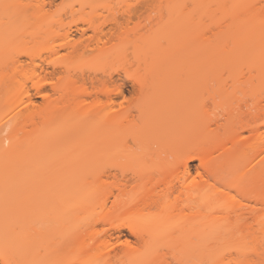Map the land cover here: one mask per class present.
Returning <instances> with one entry per match:
<instances>
[{"label": "bare ground", "instance_id": "obj_1", "mask_svg": "<svg viewBox=\"0 0 264 264\" xmlns=\"http://www.w3.org/2000/svg\"><path fill=\"white\" fill-rule=\"evenodd\" d=\"M8 1L0 3L2 12L9 7ZM39 1L40 10L43 8L44 12L55 2ZM234 5L235 16L240 19L234 26L237 36L235 54L245 57L246 63L226 70L233 74L230 87L223 85L222 77L208 78L205 83L219 87L207 97L180 95L176 106L167 112L169 114L162 118L159 116V123L151 121L152 111L168 100L174 86L173 81L164 83L160 79L172 76L174 71H179L178 68L155 61L144 66L111 68L110 71H102L99 77L97 73L76 71L71 64L73 58L51 60L50 57L65 49L78 60H84L93 53L104 58L113 53L110 48L131 43L132 36L139 37L143 32L150 35L153 27L148 24L151 21L147 23L150 19L137 4H129L123 10L116 9L112 17L99 21L93 15L79 18L72 15L73 19L66 23L63 18L56 20L60 28L56 37L60 42L46 47L43 51L45 57L50 56L48 60H42L53 69L44 68L42 80L32 86L37 91L35 97L44 99L38 110L16 68H12V72L4 70L12 55L11 50L7 48L1 52L0 81L4 83L9 79L18 85V90L10 94L7 101L12 100L14 105L25 107L26 113L22 117L30 128L25 130L23 138L15 140L18 143L11 141L4 134L6 131L0 130V186L17 179L5 175L8 168L15 163L19 165L20 160L22 164L15 166L22 167V170L33 166L35 159L40 160L35 168L39 174L47 175L40 179L44 190L42 199L37 197L40 201L36 199L34 204L39 210L43 209V213L40 211L42 226L33 233L25 232L20 227L22 223L17 222L18 218H15L18 219L17 224H12L14 220L11 225L4 219L5 208L1 205L5 202L2 203L0 197V210H4L0 211V237L11 236L9 244L0 245L2 264H49L52 260L55 261L53 264H98L102 260L101 264L105 258V264H113L111 259L120 257L119 254L112 256L110 252L115 245L121 243L126 248L132 245H129V240L127 244L120 241L125 231L143 243L193 242L192 239L204 238V233L217 239L263 242L260 248L254 247L250 252L240 251L234 262L264 264V0H234ZM243 17L250 21L244 23ZM80 23L88 24V27H79ZM26 54L31 59L36 55L33 51ZM208 70L217 75L223 68L212 66ZM33 77L29 79L32 81ZM50 88L51 94L48 93ZM62 118L69 120L70 132H90L89 144L79 147L80 150L94 160L111 161L110 168L84 167L77 177H59L60 165L50 160L59 138L54 134V145L48 148L43 143L45 132ZM153 124L159 128L150 129ZM182 135L184 137L178 141ZM185 137L190 139L188 146L181 145ZM33 141L37 142L35 152L27 147ZM168 155L175 159L174 168L182 176L168 179L162 175L169 168ZM124 158L129 162L128 168L113 165ZM195 160L199 164L193 174L190 162ZM62 179L94 182L97 193L88 197L93 209L90 208L92 218L87 219L89 222H81L83 225H80L78 220L77 225L66 226L69 216L64 218L63 215L64 219L60 220L66 221L65 227L59 224L62 221L58 219L61 215L57 217L55 212L54 191ZM162 185H167L169 194L158 191ZM186 190L192 193L183 198ZM100 191L104 195L102 202L99 201ZM176 193L171 200L170 196ZM82 197H77L80 199L77 201L86 198ZM86 203L80 202L81 206L74 207L72 215L77 214V218L83 213L79 207L85 210L84 205L88 209ZM34 205L31 210H34ZM75 208H78L77 213ZM154 208L171 210L179 218L145 214ZM186 210L190 211V217L181 219ZM179 220H183V224L178 223ZM55 222L62 228L56 224L54 228ZM114 239L116 244L112 242ZM161 263L169 264V261L163 258Z\"/></svg>", "mask_w": 264, "mask_h": 264}, {"label": "rangeland", "instance_id": "obj_2", "mask_svg": "<svg viewBox=\"0 0 264 264\" xmlns=\"http://www.w3.org/2000/svg\"><path fill=\"white\" fill-rule=\"evenodd\" d=\"M1 2H3V0H0V3ZM8 2L9 7L6 12L4 11L5 13L2 12L0 5V54L7 48L10 49L12 53L5 64L4 70L12 72L10 70L12 68L15 70L14 68H16L19 79L33 96L32 99L35 103L36 110L40 109L44 104V99L35 97L37 91H35L32 86L35 82L38 83L42 80L44 68H48L49 70L53 69L52 66L42 61L44 58L48 60V56H50L47 55V57H45L46 54L43 51L46 50V47H52V45L57 42V44H59V37L56 36H59L57 31H59L60 28L56 24V20L60 18H63L66 23L67 21H71L74 15L77 18L80 16L88 17L93 15L95 19L99 21L103 20L105 17H112V12L114 10H119L121 8L123 10L127 8L129 4H137V6L143 10V14L146 15L145 17L150 19L147 23L151 21L148 25L153 27L152 32L148 30L151 32L150 35H148V32H146L148 33L146 34L141 31L146 34L141 33L143 38L141 35L139 36L141 39L138 36L136 38L132 36L131 43L110 48V51H113V53L107 57L102 58L101 56H97L96 53H93L83 58L84 60H78V58H75V56L73 57V55L71 56L65 49L60 50L59 55H51L50 57L52 58L51 60L73 58L74 61L71 64H73L72 67H74L76 71L84 70L86 73H91L92 75L97 73L99 77L102 76V71L104 70L110 71L114 68L125 69L138 64L144 66V64H154L155 61L164 65L171 64L173 67L178 68L179 71H174L173 75L171 73L172 76H163L160 79L164 83H167L168 80L173 81L174 86L171 92L169 91L168 100H165L161 105H157L153 109L152 122L159 123V116L162 118L163 115L169 114L167 112L172 106H176L179 100L178 98L180 95L182 96V94L201 95L206 97L211 94L213 90L217 89L219 86H211L205 83V81H208V78L222 77L224 78L223 85H225L226 88L230 87L233 82V74H229L226 70L232 66L246 63L245 57L241 58L235 54L237 36L234 26L237 21L240 22V19L238 18L237 20L235 16L236 7L234 5V0H55L52 6L47 7L46 12H44L43 8L40 10L39 3L41 1L39 0H9ZM71 11H74V13L71 14ZM247 21L250 20L243 17V22L246 23ZM79 27L86 28L88 24L80 23ZM89 33L91 34V31H89ZM39 50L42 51L43 54H41ZM28 51L36 53L35 58L31 59L30 56L26 54ZM212 66H220L223 70L216 75L208 70V68ZM181 67L185 68H183L184 71L183 69L180 70ZM32 75H34V77L31 81L29 77ZM120 77L122 79L124 78L123 71H121ZM17 90L18 85L14 81L9 79L4 83L0 81V130H4L3 133L6 131L4 134L9 136L11 141L23 138L25 130L30 128L24 124L25 119L22 117V115L26 113L25 107L14 105L12 100L10 102L7 101L9 95ZM48 91L50 94L53 93L52 89H48ZM158 128L159 127L155 126V124L150 126L152 130H157ZM14 129H17L18 132H13ZM54 134L58 136L59 141L56 142L57 147L55 152L51 154L52 157H50V160L60 165L61 170H59V177L71 178V176H78L84 167L93 166L99 170H107L112 165L109 160H94L91 156L80 150L79 147L89 144L90 132L88 130L78 134L70 132L69 120L64 118L59 119L45 132V142L43 144L46 148L54 145L52 142V138L55 137ZM183 137L184 135H182L178 141ZM189 140V138L185 137V139L181 141V145L188 146L190 143ZM36 144L37 142L33 141L30 142L27 147L31 152H35ZM168 159L170 163L169 168L162 175L168 179L182 176L181 172L174 168L175 159H173L171 155H168ZM15 162L16 161H14L13 164ZM37 162L38 161L35 159L33 166L31 165L27 169L23 167L24 170H22V167L21 169L18 168L19 165L22 164L21 160L19 165L15 163L18 167L14 164L8 168L5 176L7 178L11 177L17 179L7 184L6 182L5 184L2 183L3 185L0 186V197L2 199L0 200L2 203L5 202V206L0 204L1 208L2 206L5 208H3L5 211L1 209L5 212L4 219L8 220L7 222L10 223V225L12 221L14 222L15 220V222L12 223L15 224L16 221L20 219L17 221L22 223L20 227L25 232L30 233L35 232L42 226L41 215L43 209L39 210L40 208L34 204H36V199L40 201V199H42L41 194H44L42 183L40 185V179L42 176L43 178L47 177V175H41L37 172L38 170L35 168ZM71 162L73 165L69 164ZM128 163V160L124 158L114 162L113 165L120 164L122 167L128 168ZM198 164L199 162L196 160L190 162L193 174L196 173ZM2 176L4 177V175ZM82 182L81 180L62 179L55 186L54 197L57 205L55 203L54 205L56 206L55 212L57 217L61 215L58 217L60 220L63 218V215H65L64 218L69 216L67 220H70L67 224L66 221L63 220L64 218L60 220L62 221L61 223L57 221L59 224H62L63 227H65L64 223L66 226H68V224H70L69 226L73 224L77 225L78 223L81 225V222H89L87 219L90 220L92 218V213L90 211L92 209V201L91 199L89 201V198L96 192V186L91 180H83ZM159 190L160 193L169 194L167 185H162L158 191ZM191 193V190H186L183 198H186ZM233 194H235V192H233ZM71 195L73 197H71ZM82 195V199L86 197L88 200L84 198V201H77L80 200L77 199V197H81ZM98 195L100 196V201L104 195L101 191ZM176 195L177 193L172 194L170 199L173 200ZM68 198L72 199L70 200ZM39 201L38 204H40ZM86 201V204L89 205L88 209L86 205L83 206L82 204L85 210L82 209V207L79 208L84 212L82 213L80 211L81 214H79L77 218V214L74 215V217L71 213L74 211V207L79 206L80 202L83 203ZM88 201L90 203H88ZM67 203L68 206H70L69 209L68 206H66ZM73 204L76 205L73 206ZM33 205L34 210H31ZM60 208L63 209L60 210ZM64 209H67V212ZM77 209L75 208V211ZM63 211H65L66 214H64L65 212ZM84 213L85 216L88 213H91V215H87L86 218L83 216ZM205 213H207V211H205ZM145 214H152L155 215V217L164 218L175 217V220L176 217L179 218V216H176L174 212L168 209L162 211L155 208L149 209V211H145ZM190 215V211L186 210L181 219L188 218ZM73 217L75 220H73ZM76 221H78V223ZM57 222L54 223V228ZM183 222V220H179L178 223L183 224ZM59 224L57 226H59ZM10 225L7 224V226ZM17 226L19 228V224ZM99 227L101 228L104 226L99 225ZM59 228H62V226H59ZM59 228L57 227V230ZM204 234V238L192 239L193 242L168 240L143 243L141 240L130 235L128 231H125V235L122 236L120 241L125 243L129 240V245H132L126 248V245L122 246L120 245L121 243L116 244V239L112 240L116 245L114 250L110 252L112 256L119 254L120 257L112 258L111 260H113V264H162L161 260L163 258L168 260L169 264H226L228 262L232 263V261V264H237L234 260L239 256L240 251L250 252L254 247L260 248L263 243L252 242L240 238L217 239L208 235V233ZM1 237L0 245L9 244L11 236L5 235ZM125 244H127V242ZM67 257L69 258V256ZM105 260L101 264L107 263V260ZM101 261L102 260H100L98 264H100ZM52 262L49 264L55 263V261ZM0 264L2 263L0 262Z\"/></svg>", "mask_w": 264, "mask_h": 264}]
</instances>
